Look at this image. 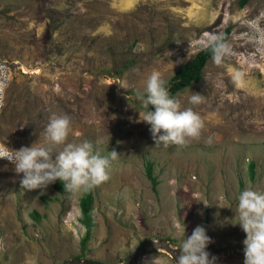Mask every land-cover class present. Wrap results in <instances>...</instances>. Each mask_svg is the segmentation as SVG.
<instances>
[{
    "label": "rangeland",
    "instance_id": "1",
    "mask_svg": "<svg viewBox=\"0 0 264 264\" xmlns=\"http://www.w3.org/2000/svg\"><path fill=\"white\" fill-rule=\"evenodd\" d=\"M238 1L0 0V63L8 67L0 83V146L42 145L56 114L71 118L68 143L89 141L103 155L119 154L110 179L92 190L84 249L82 193L59 192L52 183L25 190L23 174L0 159V264L69 257L118 263L149 237L179 247L183 228L191 235L198 225L213 240L207 250L216 264H244L237 197L245 188L264 193V0ZM229 25L230 55L220 65L210 57L199 81L172 94L201 115V139L156 146L150 125L134 122L146 111L137 92L152 71L169 82L176 61ZM193 93L203 103L190 104ZM151 257L175 264L160 248L138 264Z\"/></svg>",
    "mask_w": 264,
    "mask_h": 264
},
{
    "label": "clouds",
    "instance_id": "2",
    "mask_svg": "<svg viewBox=\"0 0 264 264\" xmlns=\"http://www.w3.org/2000/svg\"><path fill=\"white\" fill-rule=\"evenodd\" d=\"M199 47L210 50L217 65L222 64L231 52L223 34L207 35ZM183 62V58L176 61ZM2 65L5 64L0 63V71ZM137 96L146 111L143 114L139 111V118L134 122L150 125L156 146L185 147L192 141L201 139L205 128L201 115L191 107L182 109L181 101L170 94L168 82L159 71H152L147 76L144 92H137ZM189 103H203L202 95L193 93L189 97ZM2 107L3 104H0V108ZM71 132V118L68 115L53 114L46 126L45 142L42 145L33 146V143L32 146L19 149L2 147L0 159L13 164L17 174H23L20 183L25 190L45 189L49 184L60 180L64 190L73 195L90 192L110 179L111 162L119 154L112 150L109 155H103L94 150V145L89 141L68 143ZM62 145L63 148L57 151ZM237 200L235 212L239 219L235 224H239L246 233L243 241L244 264H264V193L245 188L239 193ZM178 238L181 244L175 249L179 250L175 264H216L217 257L207 250L213 240L204 226H196L191 235H186L184 227ZM153 242L159 249L158 242ZM145 264L162 262L151 257L146 258Z\"/></svg>",
    "mask_w": 264,
    "mask_h": 264
},
{
    "label": "trees",
    "instance_id": "3",
    "mask_svg": "<svg viewBox=\"0 0 264 264\" xmlns=\"http://www.w3.org/2000/svg\"><path fill=\"white\" fill-rule=\"evenodd\" d=\"M246 0H239V4L243 5ZM231 26H227L222 34L228 39V35L230 33ZM212 57V52L210 50L199 49L190 59L181 63L168 82V87L170 90V94H174L177 91L184 89L186 86L191 85L193 82L199 81L202 77V69L207 62V60ZM154 110V108H152ZM150 166H147V175L152 181V185L155 186L157 183L156 178L151 175ZM253 164H249V170L252 172ZM53 184V187L59 192H66L64 190V185L60 180H56ZM92 191L82 193L79 199V209L80 216L79 220L85 227V233L82 236L80 241V248L84 249L85 243L90 238V232L93 227L92 216L90 213L91 205H92ZM33 213L36 215L37 212L33 210Z\"/></svg>",
    "mask_w": 264,
    "mask_h": 264
},
{
    "label": "water",
    "instance_id": "4",
    "mask_svg": "<svg viewBox=\"0 0 264 264\" xmlns=\"http://www.w3.org/2000/svg\"><path fill=\"white\" fill-rule=\"evenodd\" d=\"M153 241H157L159 248L164 250L175 263V257L179 255V250H175L178 246L171 245L167 238H146L139 242L126 256L124 261L118 263L103 262L94 259H87L85 257H69L56 264H138L146 253L156 250Z\"/></svg>",
    "mask_w": 264,
    "mask_h": 264
},
{
    "label": "built area",
    "instance_id": "5",
    "mask_svg": "<svg viewBox=\"0 0 264 264\" xmlns=\"http://www.w3.org/2000/svg\"><path fill=\"white\" fill-rule=\"evenodd\" d=\"M2 66H3V68L0 71V83H2L5 80V76L8 73V67H6L5 65H2ZM1 90L2 89L0 88V104H2V102H1L2 91ZM0 148H2V147L0 146Z\"/></svg>",
    "mask_w": 264,
    "mask_h": 264
}]
</instances>
